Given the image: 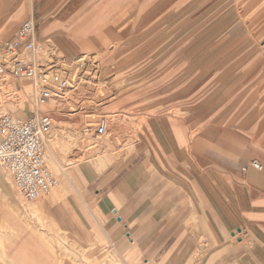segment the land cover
<instances>
[{"label": "crops", "instance_id": "0c3cea01", "mask_svg": "<svg viewBox=\"0 0 264 264\" xmlns=\"http://www.w3.org/2000/svg\"><path fill=\"white\" fill-rule=\"evenodd\" d=\"M39 10V39L51 41L42 37L53 29L45 18L57 11L66 57L115 43L127 73L145 82L144 98L181 110L147 116L138 156L125 168L75 165L59 194L27 210L52 213L72 183L91 210H58L60 225L47 226L92 250L91 259L108 251L101 264H264V49L249 48L255 37L243 31L237 0H42ZM24 15L22 0H0V47ZM8 210L32 227L1 192L0 264H86L57 251L56 262ZM249 240L259 257L244 251Z\"/></svg>", "mask_w": 264, "mask_h": 264}, {"label": "rangeland", "instance_id": "374dc122", "mask_svg": "<svg viewBox=\"0 0 264 264\" xmlns=\"http://www.w3.org/2000/svg\"><path fill=\"white\" fill-rule=\"evenodd\" d=\"M41 3L42 0H22V4L25 7L24 18L33 14L39 25L38 28H40L39 23H41L39 19V8ZM237 4L239 12L243 18L242 21H244V25L242 26L244 29L243 31L245 34L255 37L249 48L258 47L259 49H264V0H237ZM58 16L59 13L57 11H50L45 19L47 20L46 23L52 24L51 28L53 29H49L42 37H49L51 42L65 56L64 66L66 68H72L74 64H76L72 63L74 60H77L78 57H81L82 55H86V58L84 59L91 61L90 63H93L98 72V84L95 86L91 85L90 88L85 91L87 94L86 96L76 94L74 96H70L71 100L66 101L63 104V107L61 106L62 108L59 110H53L54 112L52 114L54 116V127L52 133L54 132V134L60 136L63 141L68 139L69 134H76L80 137V145L78 147H74L72 153L66 155L68 159L62 162L59 160V157L55 155L56 153L50 152L47 140L46 153L49 155V168L55 174L57 181L61 183V177L65 175H67L70 179L72 178L71 171L73 167L78 164H91L92 166H95L96 162H98L100 163L98 168L94 167L97 172H103V168H105V171L107 168L118 164L121 166V169L125 168L138 156L139 134L143 132L147 116L156 112L165 111H170V113H179L181 109L171 105L155 108V97L149 96L148 99H145V91L143 90L144 86L141 89L139 88L140 82H143V85L145 82L140 81L137 75L127 73L128 66L124 64L122 59L120 60L116 57L117 48L115 47V43L103 40L98 44V46L85 48L83 53H74L73 56L66 57V52L64 51L63 46H61L58 42L60 31L58 27H55L56 24L53 26V23L57 22ZM175 29V31L180 33L182 32L183 27H177ZM147 86H150L149 82ZM24 90L25 92H29V87H24ZM150 92L151 90H148V93ZM1 98V106L3 109L8 107L12 109H22L18 110L19 113H17L20 117H23V112L26 113L29 105L28 103L30 101V97L28 95L24 96L22 93L14 94V98H12L14 102L8 101V97ZM49 108L50 106L42 107V109ZM82 108H84V110L87 109L92 111L94 114L91 113V115L86 116ZM74 110L77 112L70 115L69 111ZM103 114L106 115L108 120L107 132L105 135L96 139L93 134L88 135L81 131V128L86 121H89L90 119H92L91 121H95L99 118L98 115ZM59 121L61 123H58ZM59 165L64 168L63 172L59 169ZM0 183L2 185L0 193L3 192L8 194L9 200L13 202L17 208L23 209L25 217L28 219V223H30L32 227L23 222L19 216L13 212L14 210H10L11 212L8 210L9 216H12L11 218L14 220V223L18 224L20 227H31L29 230L36 235L41 242L44 241L46 246L48 245L47 247H49L50 253L56 262L57 252L65 253L67 255V259L71 260H74L76 258L75 254L79 253V256H82L86 264H101L107 259L108 251L102 253L100 257L98 256L92 259L89 258L88 256L92 250H81L76 248V246H74L69 240L62 237L61 234L56 231L50 230L47 226L48 224L46 221L49 222L50 220L55 224L60 225V223H58L60 211L58 210L63 209L68 211L79 209L87 215L88 209L91 210L90 203L80 199L79 194L81 193H78L74 189L72 183L70 195L64 196L63 201L57 205L51 206L52 213H47V215L43 216L38 215V211L29 212L27 208H30L32 205H36L39 201L49 199L48 197L50 194H59L60 190L58 183L56 185L57 187L55 186V188L51 189L46 195L35 201H28L16 195L11 186L10 180L1 168ZM73 196L77 198L79 205ZM61 199L62 196H60L59 200ZM2 210L5 212L6 208L2 207ZM2 224L4 225V233H11L12 230L8 228L5 217H3ZM41 231L48 232L50 240L53 243L47 242L44 238L45 234L41 233ZM6 237H9L6 242H10L11 235L8 234ZM68 237L70 238V234H68ZM199 242L201 243V239ZM53 244L55 245V249L51 247ZM243 247L244 251H247L249 255L254 257L260 256L259 251L256 250L255 244L251 240H249L248 243L243 244ZM194 256L196 260L199 258L198 255ZM232 264H239V261L233 260Z\"/></svg>", "mask_w": 264, "mask_h": 264}, {"label": "built area", "instance_id": "2783aa9c", "mask_svg": "<svg viewBox=\"0 0 264 264\" xmlns=\"http://www.w3.org/2000/svg\"><path fill=\"white\" fill-rule=\"evenodd\" d=\"M64 61V55L51 41L37 37L33 14L22 21L15 37L0 47V168L15 194L28 201L42 198L58 183L45 155L54 127L53 110L62 108L71 100L70 96H86L85 91L98 84L96 67L95 78L86 74V64L91 61L76 63L70 69L64 66ZM24 87H29V92ZM17 93L30 97L25 117L17 115L22 109L1 106V97L14 102L12 98ZM44 106L50 108L42 109ZM76 110L69 111L70 115ZM84 112L93 113L87 109ZM98 117L86 121L81 131L105 135L108 120L104 114ZM250 165L262 167L258 160H252Z\"/></svg>", "mask_w": 264, "mask_h": 264}, {"label": "bare ground", "instance_id": "6f19581e", "mask_svg": "<svg viewBox=\"0 0 264 264\" xmlns=\"http://www.w3.org/2000/svg\"><path fill=\"white\" fill-rule=\"evenodd\" d=\"M84 58H86V55H82L81 57H78V59L77 60H74L72 63H79V62H84V60L85 61H88L87 59H84ZM93 59H94V57H93ZM85 64H86V62H85ZM75 65V64H74ZM86 74L87 75H91V77L92 78H95V76H96V71H95V66L92 64V63H90V64H86ZM94 66V67H93ZM70 67V66H69ZM90 71V72H89ZM23 102V101H22ZM23 105H24V103H23ZM86 116L87 115H91V113H87V114H85ZM24 117V116H23ZM58 123H61L60 121L58 122ZM95 138L96 139H99L100 138V136H95ZM101 143V142H100ZM100 143H99V145H100ZM80 145V137L78 136V135H76V134H69L68 135V139L66 140V141H63L61 138H60V136H57L56 134H54V132L50 135V137L48 138V148H49V150H50V152H54V153H56L55 155L56 156H58L59 157V160H61V162L62 161H66L68 158L66 157V155L68 154H70V153H72V151H73V148L74 147H78ZM76 149V148H75ZM83 150V149H82ZM45 155H46V159H47V164H48V166H49V158H48V154L47 153H45ZM69 163V162H68ZM50 167V166H49ZM59 169L63 172L64 171V168L61 166V165H59ZM62 179H61V181L62 182H64L65 181V178L66 177H61ZM9 179V178H8ZM58 185H59V181H58ZM12 186V185H11ZM57 187V186H56ZM53 188H55V186L54 187H52L51 189H53ZM50 189V190H51ZM60 190V189H59Z\"/></svg>", "mask_w": 264, "mask_h": 264}]
</instances>
